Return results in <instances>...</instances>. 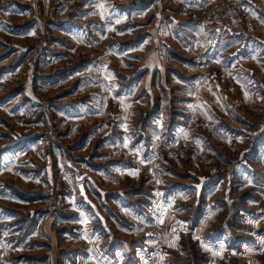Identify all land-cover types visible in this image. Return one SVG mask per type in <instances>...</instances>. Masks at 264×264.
Segmentation results:
<instances>
[{"label":"rangeland","instance_id":"obj_1","mask_svg":"<svg viewBox=\"0 0 264 264\" xmlns=\"http://www.w3.org/2000/svg\"><path fill=\"white\" fill-rule=\"evenodd\" d=\"M214 1L0 0V264H264V32Z\"/></svg>","mask_w":264,"mask_h":264},{"label":"built area","instance_id":"obj_2","mask_svg":"<svg viewBox=\"0 0 264 264\" xmlns=\"http://www.w3.org/2000/svg\"><path fill=\"white\" fill-rule=\"evenodd\" d=\"M210 9L205 20L201 22L205 27H215L223 33L233 34L237 33L240 20L244 19L246 30L253 31L254 26L264 32V0H224L223 2L216 0L210 5ZM46 61V57L42 58L40 65L45 64Z\"/></svg>","mask_w":264,"mask_h":264},{"label":"snow or ice","instance_id":"obj_3","mask_svg":"<svg viewBox=\"0 0 264 264\" xmlns=\"http://www.w3.org/2000/svg\"><path fill=\"white\" fill-rule=\"evenodd\" d=\"M109 77H111V74H109ZM126 145H127V138H125V146H126ZM142 162H145V161H142ZM136 171H137V170L130 171L129 174H131V175H135V174H136ZM157 183H160V181H157ZM156 195H157V196H161V195H163V194L160 193V192H157ZM169 206H170V202H169ZM158 210L161 212V215H160L159 217H157V220H158V222H162L163 214H164L165 212H167V208H164L163 205H159V206H158ZM84 222H86V221H84ZM178 223H180V224H185L186 222H184V221H179ZM174 232H175V230H173V233H174ZM170 246H173V245H170ZM145 264H148V262L145 261Z\"/></svg>","mask_w":264,"mask_h":264},{"label":"crops","instance_id":"obj_4","mask_svg":"<svg viewBox=\"0 0 264 264\" xmlns=\"http://www.w3.org/2000/svg\"><path fill=\"white\" fill-rule=\"evenodd\" d=\"M225 33H223L222 34V36L224 35ZM245 34V32L244 31H239V32H237V33H233V34H225V37H239V36H241V35H244ZM250 36H252V35H250ZM261 37V36H260Z\"/></svg>","mask_w":264,"mask_h":264}]
</instances>
